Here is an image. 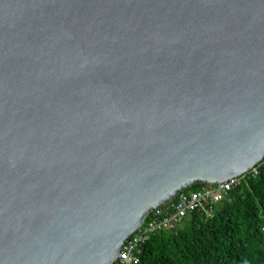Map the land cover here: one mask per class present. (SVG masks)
<instances>
[{"label": "water", "instance_id": "water-1", "mask_svg": "<svg viewBox=\"0 0 264 264\" xmlns=\"http://www.w3.org/2000/svg\"><path fill=\"white\" fill-rule=\"evenodd\" d=\"M263 158L264 0H0V264H112Z\"/></svg>", "mask_w": 264, "mask_h": 264}, {"label": "trees", "instance_id": "trees-1", "mask_svg": "<svg viewBox=\"0 0 264 264\" xmlns=\"http://www.w3.org/2000/svg\"><path fill=\"white\" fill-rule=\"evenodd\" d=\"M263 224L264 165L214 208L211 219L194 213L175 233L152 237L139 264H264Z\"/></svg>", "mask_w": 264, "mask_h": 264}, {"label": "built area", "instance_id": "built-area-1", "mask_svg": "<svg viewBox=\"0 0 264 264\" xmlns=\"http://www.w3.org/2000/svg\"><path fill=\"white\" fill-rule=\"evenodd\" d=\"M264 165V158L253 168L236 178L222 183L201 184L196 191L191 189L178 193L170 202L148 213L143 224L124 242L112 264H139L142 247L159 233H175L194 213L206 219L213 217L214 208L223 201H229L232 191L258 175V168ZM264 234V224L261 228Z\"/></svg>", "mask_w": 264, "mask_h": 264}, {"label": "rangeland", "instance_id": "rangeland-1", "mask_svg": "<svg viewBox=\"0 0 264 264\" xmlns=\"http://www.w3.org/2000/svg\"><path fill=\"white\" fill-rule=\"evenodd\" d=\"M192 192L196 191V189H191Z\"/></svg>", "mask_w": 264, "mask_h": 264}]
</instances>
